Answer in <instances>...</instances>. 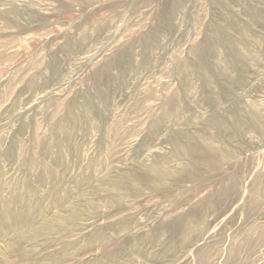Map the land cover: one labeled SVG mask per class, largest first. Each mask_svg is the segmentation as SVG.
Segmentation results:
<instances>
[{
  "label": "rangeland",
  "instance_id": "rangeland-1",
  "mask_svg": "<svg viewBox=\"0 0 264 264\" xmlns=\"http://www.w3.org/2000/svg\"><path fill=\"white\" fill-rule=\"evenodd\" d=\"M263 154L264 0H0V264H264Z\"/></svg>",
  "mask_w": 264,
  "mask_h": 264
},
{
  "label": "bare ground",
  "instance_id": "bare-ground-1",
  "mask_svg": "<svg viewBox=\"0 0 264 264\" xmlns=\"http://www.w3.org/2000/svg\"><path fill=\"white\" fill-rule=\"evenodd\" d=\"M116 127L114 129H116ZM206 140H208V139H206ZM254 144H255V142H254ZM255 147H257V146H255ZM188 149H190V151H189L190 153L189 154H191V157L196 161V163H202L203 161H205L206 166H208L209 169H213L215 167V164H220V161H222V159H224L226 157V155H227L226 154L227 151L224 149V147H222V146H216L213 143H211L210 141L207 142V143H205L203 145V149H202L203 151H199V150L196 151L195 146H189ZM223 161L225 162L226 160L224 159ZM163 164H165V163H163ZM202 164H204V163H202ZM142 168H143L142 174H139L136 178H134L133 175H131V176L125 175L123 177L124 178L123 180H127L128 181V184H131V185L135 186L136 188H142L144 185L158 186L159 184H164L165 179L167 178V176L170 175V174H172V172H171L172 171L171 170L172 168L170 169V168H167V166H162V165L157 164V163L145 164L144 167H142ZM182 181H183V179H182ZM118 185L119 184L116 183V182L115 183H112L113 190ZM231 193H232V195L230 196V194H229V196H228L229 198L226 201H224L223 203H221L220 206L216 205L215 203H211V202L202 203V204L199 205L198 209L194 213H186V214H184V216H182V217L174 220L172 222V224H170V225H167V224L164 225L163 224L158 229L159 230H161V229H168L173 234V236L179 234V237L180 236L182 237L186 233H188V231H189L188 230L189 220H192V218H194V217H196L198 219H201L203 221H207V222H212V221L220 220L225 215L227 208L229 206H231V203H233L235 201V199H237V195L238 194L235 195L234 192H231ZM222 200H223V198H222ZM92 201L89 202L90 205H92L94 203ZM218 201H220V200H218ZM68 216H69L70 219L71 218L72 219H76V216L77 215H75L74 213H71L70 212ZM66 221H68V219ZM175 237L176 236H174L173 238H175Z\"/></svg>",
  "mask_w": 264,
  "mask_h": 264
}]
</instances>
